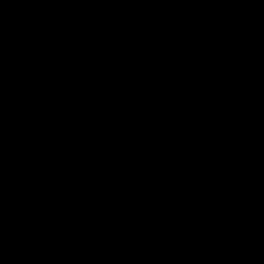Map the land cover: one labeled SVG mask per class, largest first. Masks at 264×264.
Returning <instances> with one entry per match:
<instances>
[{
  "label": "crops",
  "instance_id": "1",
  "mask_svg": "<svg viewBox=\"0 0 264 264\" xmlns=\"http://www.w3.org/2000/svg\"><path fill=\"white\" fill-rule=\"evenodd\" d=\"M149 6L143 0L132 4L72 0L66 26L56 35L27 45L18 42L17 34L4 38L0 133L23 134L29 146L18 158L0 159L4 167L0 184L4 197L11 196L23 210L17 225L30 231L16 241L15 252L0 256V264H25L45 257L56 241L66 233L71 237L77 229L93 235L98 230L82 219L102 207L105 199L111 198L113 218H117L120 204L133 208L154 184L173 185L181 173L191 176L198 168H170L164 176H146L143 164L151 149L150 138L145 140V156L138 157L135 166L115 155L117 142L128 129L127 120L136 114L141 99L161 94L173 98L178 81L168 80L167 73L180 62L165 59L191 53L126 49ZM5 140L13 149L12 138ZM197 179L200 185L207 182L204 175ZM105 183L112 185L107 193ZM204 193L201 186L195 190L198 205H192L190 212L180 208L177 215L159 214L157 224L147 220L146 230L158 231V244L147 264H257L249 245L254 235L264 241V220L253 221L255 215L264 218V201L233 193L219 214L211 194L207 199ZM157 211L151 209L147 215ZM60 254L65 260L66 250ZM81 255L89 259L90 252ZM93 259L90 256V262Z\"/></svg>",
  "mask_w": 264,
  "mask_h": 264
},
{
  "label": "trees",
  "instance_id": "2",
  "mask_svg": "<svg viewBox=\"0 0 264 264\" xmlns=\"http://www.w3.org/2000/svg\"><path fill=\"white\" fill-rule=\"evenodd\" d=\"M225 28L245 30L242 46L250 50L251 56L238 72L225 67L216 85L213 104L218 156L215 165L198 164L193 175L181 173L184 175L173 185L168 181L154 184L133 208L120 204L112 223L105 219L106 214L103 217L91 214L88 217L91 226L104 234L107 228L112 229V240L110 235L105 240V237L99 238V232L92 235L77 229L74 230L77 238L66 233L45 257L25 264H147L148 255L158 244L155 235L158 231H147L145 223L148 220L157 224L159 214L177 215L180 208L190 212L192 205H198L194 199L197 194H193L199 186L205 189L203 196L207 199L211 194L219 214L233 193L256 196L264 201V0H223V3L156 0L150 3L140 27L125 47L135 53L191 52L194 48L202 52L207 41ZM6 137L12 138L13 149ZM28 146V138L23 134L0 133V159L18 158ZM13 152L17 154L12 155ZM3 169L0 166V172ZM200 175L206 176L205 185L198 183ZM160 202H163L161 206ZM151 209L158 211L147 215ZM116 244H119L118 250L114 249ZM65 250L64 260L60 253ZM85 251L90 252L89 259L81 255ZM90 256L96 259L94 263L90 262Z\"/></svg>",
  "mask_w": 264,
  "mask_h": 264
},
{
  "label": "clouds",
  "instance_id": "3",
  "mask_svg": "<svg viewBox=\"0 0 264 264\" xmlns=\"http://www.w3.org/2000/svg\"><path fill=\"white\" fill-rule=\"evenodd\" d=\"M119 2L132 4L136 0ZM152 2L156 0H143V4ZM71 3L72 0H0V45L13 34H17L20 44L27 45L63 31ZM245 37L244 29L225 28L207 41L202 52L194 48L190 54H182L179 66L171 65L167 73L168 80L178 81L173 98L161 94L141 99L119 140L126 148L115 155L135 166L137 158L145 156V140L150 138L151 149L143 164L148 177L164 176L170 168L182 171L198 164L215 165L218 136L210 122L215 116L216 85L225 67L238 72L250 59V50L242 46ZM23 214L11 196L4 197L0 184V256L15 252L16 241L30 231L16 223ZM261 220L264 218L259 215L253 218L254 222ZM249 247L257 264H264V241L254 235Z\"/></svg>",
  "mask_w": 264,
  "mask_h": 264
},
{
  "label": "rangeland",
  "instance_id": "4",
  "mask_svg": "<svg viewBox=\"0 0 264 264\" xmlns=\"http://www.w3.org/2000/svg\"><path fill=\"white\" fill-rule=\"evenodd\" d=\"M115 34V33H114ZM116 35V34H115ZM117 36V35H116ZM188 54H190V53H188ZM181 59L182 58H180V57H178V56H175V57H168V58H166L165 59V61H168V62H181ZM167 64H169V63H167ZM211 123V122H210ZM112 139L113 138H111L110 139V143L112 142ZM117 149H118V152L120 151V152H122L123 150H125V148H126V146L124 145V144H121V143H119V141L117 142ZM56 151V149L54 148L53 149V151L52 152H55ZM84 184H86L87 185V187H88V185H89V183H84ZM111 183H105L104 184V186H103V188L105 189V193H107L108 191H107V189L109 188L110 190H111ZM85 189H86V187H84L83 186V191H85ZM88 190H90L89 188H88ZM78 191H80V190H78ZM105 196H107V194H105ZM100 197V196H99ZM98 197V198H99ZM111 198H108V199H105L103 202H104V204L102 205V207H100V208H96L95 209V212H93V213H91V214H95V215H98V217H103V214H106L105 215V219L108 221V222H110L111 221V219H112V213H113V207H112V204H111V200H110ZM107 200H110V201H107ZM127 201V200H126ZM260 203H262V202H260ZM261 205V204H260ZM104 206V207H103ZM91 214H89V215H91ZM88 215V216H89ZM87 216V217H88ZM87 217H84L82 220H84L85 221V223H87L88 225H90L91 226V221H89L88 219L86 220V218ZM159 221H160V219H159ZM163 222V220L160 222V223H162ZM110 223H112V222H110ZM106 226V225H105ZM108 229V231L104 234V237H105V240L106 239H108V237H109V235H110V240H112V236H113V230L112 229H109V228H107ZM94 232V234H96V233H98L99 232V238L100 239H102V232H100V231H93ZM138 242V241H137ZM136 242V243H137ZM94 260L96 261V259L94 258Z\"/></svg>",
  "mask_w": 264,
  "mask_h": 264
}]
</instances>
